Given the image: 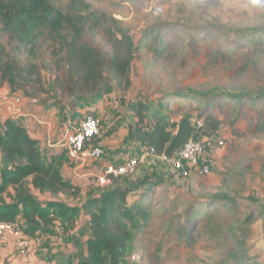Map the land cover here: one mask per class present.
I'll return each instance as SVG.
<instances>
[{"label":"trees","instance_id":"16d2710c","mask_svg":"<svg viewBox=\"0 0 264 264\" xmlns=\"http://www.w3.org/2000/svg\"><path fill=\"white\" fill-rule=\"evenodd\" d=\"M174 31L173 25L158 22L141 29L136 39L120 20L85 0H0V86L60 115L64 110L73 113L78 105L97 104L106 95L124 98L133 88V61L143 51L162 55L175 47ZM213 39L219 52L245 49L254 54L252 49L264 48V28L238 35L223 28ZM196 40L191 37L189 45ZM223 102L230 106L228 125L218 110ZM170 105L180 114L174 115ZM246 106L264 112V86L213 85L135 95L124 103L127 127L117 160L133 157L141 148H152V156L134 172L110 177L106 185L89 177L85 190L64 173L66 167L77 165L64 148L41 146L23 120L7 116L0 121V222L40 240V264H122L151 216L149 201L176 178L157 157H172L193 137L222 136L225 125L232 127ZM197 120L203 123L199 132L194 128ZM118 124H106L100 140L110 137ZM32 189L50 198L40 200ZM58 194L79 196L80 202L68 204L52 197ZM237 198L234 192L213 191L189 199L179 235L189 238L203 220L238 222L243 214L246 223L264 213V199L246 196L252 207L244 214ZM202 206L200 214L197 207ZM68 244L74 249L62 252ZM231 258L236 264H257L236 252Z\"/></svg>","mask_w":264,"mask_h":264},{"label":"rangeland","instance_id":"374dc122","mask_svg":"<svg viewBox=\"0 0 264 264\" xmlns=\"http://www.w3.org/2000/svg\"><path fill=\"white\" fill-rule=\"evenodd\" d=\"M85 1L93 9L106 11L120 20L136 39L141 29L158 22L173 25L177 39L176 46L168 48L164 54L153 55L151 51H143L141 58L133 61L130 72L133 88L124 98L110 94L98 101L100 110L94 111L101 119V132L110 121L119 122L117 130L110 136L112 140L107 141L106 145H102L99 136L96 139L102 145L104 158L113 156L115 161L123 142L122 131L126 127L123 122L127 124L124 103L137 94L149 95L162 89L213 85L264 86V48L257 51L252 49L254 54L245 49L237 54L222 53L213 39L223 28L232 35L264 28V0ZM191 37L198 40L189 45ZM220 105L218 110L228 125L230 106L226 102ZM90 110L78 105L73 113L62 111V119L67 126L65 135L73 132L81 117ZM169 110L174 115L180 114L173 105ZM227 125L222 134L225 145L208 152V174L192 173L186 178H174L169 189H165V186L158 189L157 196L149 201L152 205L151 216L136 234L122 264H236L231 258L233 252L248 261L264 264V213L246 223L242 222L243 214L238 222L203 220L189 238L179 235L183 211L193 197L213 191L234 192L238 195L237 207L244 214L252 207L244 200L246 196L264 199V112L246 106L234 125L229 128ZM97 166L100 164L91 162L75 169L66 167L64 173L73 177L74 181H80L85 190L87 181L81 174ZM150 168L157 172L156 166L150 164ZM33 193L40 200L50 198L46 193L38 194L34 190ZM52 197L68 204L80 202L79 196L58 194ZM132 198L128 197V201ZM197 208L202 214L203 206ZM212 217L216 218L217 215L213 214ZM54 240L59 243L62 239L56 237ZM27 241L29 247L23 254L15 247L14 240L1 246L0 264H40L36 254L40 240L27 238ZM66 249L73 250L74 247L68 244L61 251L66 252ZM157 249L159 252L155 257Z\"/></svg>","mask_w":264,"mask_h":264},{"label":"built area","instance_id":"2783aa9c","mask_svg":"<svg viewBox=\"0 0 264 264\" xmlns=\"http://www.w3.org/2000/svg\"><path fill=\"white\" fill-rule=\"evenodd\" d=\"M11 118H18L21 110L9 106ZM101 119L94 114H86L78 121L75 130L65 135L60 142L66 150L68 157L79 165L94 161L100 164L99 171L94 176L95 183L103 186L109 183L110 177H119L134 172L136 166L153 154L152 148L136 150L133 157L120 160H104L102 145L96 140L101 132ZM203 123L197 120L194 124L195 131L202 130ZM225 145V137L204 136L190 138L172 157L159 156L158 159L168 164L176 178H186L192 173L208 174L210 165L207 163L208 152L220 149ZM14 240V245L21 254L28 249L27 237L14 231L9 223L0 222V247ZM264 246V242H263Z\"/></svg>","mask_w":264,"mask_h":264},{"label":"crops","instance_id":"0c3cea01","mask_svg":"<svg viewBox=\"0 0 264 264\" xmlns=\"http://www.w3.org/2000/svg\"><path fill=\"white\" fill-rule=\"evenodd\" d=\"M0 88V121L9 116V106L18 107L21 110V115L18 117V119L23 120L29 130V133L39 140L41 146L50 148L61 147L60 142L65 137L64 135L67 133V131L65 130L67 126L63 122V119H61L62 115H60L57 110L45 111L42 106L34 104L31 100L24 99L19 93H10L6 85H1ZM98 103L94 105L92 104L93 106L87 105L86 107L88 108V110L91 109L90 111L95 110L96 112H98L100 110H98ZM123 124L127 127V124L125 122H123ZM126 127H123L122 137L126 133ZM109 140H112L111 137H107L106 139L102 140V145H104V143L106 145L107 141ZM122 154L123 151L120 155ZM117 158L118 156L115 159ZM91 162L94 164L97 163L94 161H90L85 164H89ZM78 166L82 165L77 164L74 168L70 169H75ZM98 171V166L93 169L84 170L81 174V177H83L85 181L88 182L89 177H91L92 174H95ZM33 190L34 189H32V193ZM35 192L37 193V191Z\"/></svg>","mask_w":264,"mask_h":264}]
</instances>
